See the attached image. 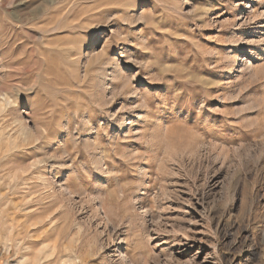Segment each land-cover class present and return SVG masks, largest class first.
Returning a JSON list of instances; mask_svg holds the SVG:
<instances>
[{
    "label": "rangeland",
    "instance_id": "rangeland-1",
    "mask_svg": "<svg viewBox=\"0 0 264 264\" xmlns=\"http://www.w3.org/2000/svg\"><path fill=\"white\" fill-rule=\"evenodd\" d=\"M1 102L0 264H264V0H0Z\"/></svg>",
    "mask_w": 264,
    "mask_h": 264
},
{
    "label": "bare ground",
    "instance_id": "bare-ground-1",
    "mask_svg": "<svg viewBox=\"0 0 264 264\" xmlns=\"http://www.w3.org/2000/svg\"><path fill=\"white\" fill-rule=\"evenodd\" d=\"M2 103V102H1ZM3 104V103H2ZM0 106H1V104H0ZM0 108H3V112L5 111V115L2 117V118H0V123L2 122H4L5 121V118H7L8 117V115H10V110H5V107H4V104L0 107ZM0 110H2V109H0ZM10 124V123H9ZM0 126H1V124H0ZM7 128V130L6 131H8V133L6 134V136H5V141H6V143L9 141V140H15L16 139V136H17V134L18 135H22L21 134V132H22V128L21 129H18V131L17 130H10V129H8V125L7 126H2V127H0V133L2 132L3 133V131L5 130ZM5 132V131H4ZM17 133V134H16ZM17 141V140H16ZM11 144H12V141H11ZM5 145V147H7L6 146V144H4ZM4 149V148H3ZM7 149V148H6ZM24 156V155H23ZM15 157H8L6 160H5V163L3 164V165H5V166H14V164L16 163L15 162ZM17 160H19V159H17ZM20 162V161H19ZM40 163H41V161L40 160H36V161H34V163H32V166H36V165H40ZM75 261V260H74ZM64 262V261H63ZM65 263V262H64Z\"/></svg>",
    "mask_w": 264,
    "mask_h": 264
}]
</instances>
